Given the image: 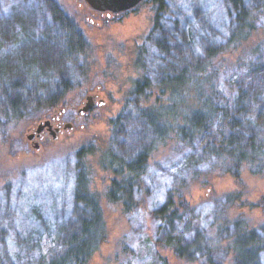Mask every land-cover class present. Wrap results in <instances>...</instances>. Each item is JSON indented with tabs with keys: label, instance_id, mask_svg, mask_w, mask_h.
<instances>
[{
	"label": "rangeland",
	"instance_id": "374dc122",
	"mask_svg": "<svg viewBox=\"0 0 264 264\" xmlns=\"http://www.w3.org/2000/svg\"><path fill=\"white\" fill-rule=\"evenodd\" d=\"M54 1L90 46L87 59L93 81L87 90L67 93L60 121L71 127L62 128L56 139L46 134L38 149L26 135L50 116L18 121L0 132V231L5 233L0 236V264H49L61 256L62 244L81 229L79 207H72L68 199L72 176H88V188L96 194L101 211L97 236L103 235L104 240L96 243L86 264H177L173 253L152 242L162 231L157 230L151 209L178 185L187 203L186 223L195 224L192 231L181 233L183 243L197 236L204 246L215 247L207 254L212 264H235L238 253L242 257L250 253L242 264H264V149L254 162L250 158L236 167L240 153L233 149V156H228L225 150L206 147L207 134L188 145L179 144L177 135L168 130L157 145L154 133L139 118L138 108L168 105V93L155 86L134 93L140 78L134 66L136 50L157 24L159 37L168 41L176 56L177 67L204 59L209 50L218 52L213 61L219 72L218 105L230 103L238 86L248 90L251 100L262 98L264 9L258 1L246 5L244 16L237 13L234 22L223 18L220 0H163L162 4L143 0L131 10L109 16L91 9L84 0ZM149 80L151 84L158 81ZM90 92H96L102 102L80 114L78 109ZM182 100L170 126L187 128L190 120L208 114L203 99L196 96L186 103L182 95ZM256 110L241 119L240 134L253 135L264 148V108ZM167 120H172L171 114ZM216 124H221L220 117ZM243 144L241 154L250 155L249 144ZM224 145V149L233 148ZM143 152L147 159L140 193L136 204L124 213L121 201L105 197L114 177L107 164L113 157L125 161ZM77 153L84 157L76 174ZM204 262L197 256L187 264Z\"/></svg>",
	"mask_w": 264,
	"mask_h": 264
},
{
	"label": "trees",
	"instance_id": "16d2710c",
	"mask_svg": "<svg viewBox=\"0 0 264 264\" xmlns=\"http://www.w3.org/2000/svg\"><path fill=\"white\" fill-rule=\"evenodd\" d=\"M39 1L46 14L41 13ZM39 1L0 0V132L6 131L8 125L18 121H38L53 116L54 112L62 109L68 92L76 88L87 90L93 81L91 64L87 59L90 46L76 23L54 0ZM154 1L160 4L163 2ZM251 1H258L259 7L264 9V0H220L221 8L224 5L223 18L234 22L237 13L243 17L245 6ZM160 33L161 28L156 24L145 43L136 50L134 60V66L140 74L134 93L146 88L153 89V86L168 93V105L138 108L139 118L156 137L155 143L158 145L164 141L168 130L177 135L179 144L188 145L199 139L201 134H207L213 142L208 140L206 147L211 145L216 152L225 150L228 156H233L234 150L240 153L236 167L250 158L254 162L264 148L260 142L258 145L255 143L253 135L240 134L241 119L248 112L257 111V108L261 111L264 108V96L251 100L247 95L248 90L238 86L230 103L218 105L220 99L216 85L219 72L213 63L218 52L209 50L204 59L177 67L176 56L168 41L159 37ZM220 75L223 78V74ZM149 79L158 81L151 84ZM182 95L186 103L197 96L207 104L206 117L193 118L187 128L184 125H169L176 119V108L184 102ZM169 114L172 117L170 122L167 120ZM219 117L221 124L218 125ZM214 142L219 146L214 145ZM224 142L233 145V148L224 149ZM243 143L249 144L250 155L241 154L239 146ZM83 157L82 153L75 155L76 174L82 167ZM117 159L115 161L113 157L112 162L107 164L112 168L110 170L114 177L111 178L105 197L111 202L121 201L123 212L126 213L137 202L139 181L147 155L143 152L130 160ZM70 181L71 194L68 199L72 207H79L81 229L62 244L61 256L50 260L49 264H86L96 243L104 240L103 235L97 236L101 234V230H98L102 226L101 211L96 194L88 188V176H72ZM165 194L161 204L151 209V215L158 223L157 230L162 231L160 236H154L153 244L173 253L177 264L190 263L197 256L205 260L204 264H212L207 254L216 250L215 247L204 246L197 236L188 244L180 239L181 233L192 231L195 226L192 220L186 223L187 203L183 198L182 186L173 187ZM83 214L89 216L83 218ZM176 222L180 223V229ZM240 233L243 234L242 231ZM249 234L256 240L254 232ZM3 235L5 233L0 231V236ZM13 244L17 246L16 242ZM238 254L235 264L250 259V253L243 257L241 253Z\"/></svg>",
	"mask_w": 264,
	"mask_h": 264
},
{
	"label": "water",
	"instance_id": "95a60500",
	"mask_svg": "<svg viewBox=\"0 0 264 264\" xmlns=\"http://www.w3.org/2000/svg\"><path fill=\"white\" fill-rule=\"evenodd\" d=\"M86 4L93 10L98 12H105V13H120L127 10H130L134 8L138 3H140L142 0H84ZM102 102V101H101ZM94 105V101L91 96H86V101L84 105L78 109V112L80 114H84L85 112L89 111ZM60 111H63L61 109ZM51 119H45L35 126V128L28 132L26 135V138L32 142L33 147L35 149H38L40 147L38 141H34L33 139L35 137H38L41 135V132L43 130L48 131L49 135L52 137V139L57 138V132L59 130L58 126L53 127L51 123ZM71 123H65L62 125L63 129L71 127Z\"/></svg>",
	"mask_w": 264,
	"mask_h": 264
},
{
	"label": "flooded vegetation",
	"instance_id": "af4514ba",
	"mask_svg": "<svg viewBox=\"0 0 264 264\" xmlns=\"http://www.w3.org/2000/svg\"><path fill=\"white\" fill-rule=\"evenodd\" d=\"M143 1V0H142ZM141 1V2H142ZM140 2V3H141ZM135 8V7H134ZM131 10V9H130ZM126 12V11H125ZM123 13V12H122ZM101 14H104V13H102L101 12ZM107 16H109V15H112V14H119V13H110V14H108V13H105ZM87 96H91L92 97V99H93V101H94V105H93V107L98 103H101V100L99 99L98 100V94L96 93V92H90V93H88L87 94ZM97 100V101H96ZM92 107V108H93ZM91 108V109H92ZM90 109V110H91ZM64 111H65V109H63V111H56V112H54V115L53 116H51L50 118H48V119H51V118H53L52 120H51V123H52V126L53 127H55V126H58V128H59V130H58V132L56 133L57 135H58V133L60 132V130L63 128L62 127V122L60 121V118H61V115L64 113ZM46 134H48L49 135V133H48V131H46V130H43L42 132H41V135L40 136H38V137H35L34 139H33V142L34 141H38V143H39V145H40V142L43 140V138L46 136Z\"/></svg>",
	"mask_w": 264,
	"mask_h": 264
}]
</instances>
